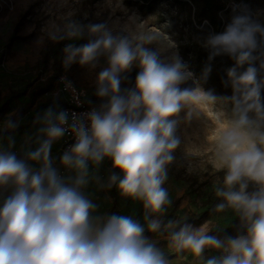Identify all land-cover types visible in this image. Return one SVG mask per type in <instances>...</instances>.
<instances>
[{"label":"clouds","instance_id":"9594fccd","mask_svg":"<svg viewBox=\"0 0 264 264\" xmlns=\"http://www.w3.org/2000/svg\"><path fill=\"white\" fill-rule=\"evenodd\" d=\"M233 12L224 30L204 41L210 62L223 55L234 62L223 81L230 96L202 87L211 63L197 79L178 52L165 57L160 47L152 48L158 37L139 25L119 34L106 22L71 21L63 35L53 25L54 41L88 37L86 43L64 46L65 68L95 69L106 57L95 90L103 102L86 112H69L58 103L38 112L22 157L12 150L20 126L15 114L0 125V264H173L166 250L144 235L146 230L197 264H264V24L246 6ZM133 66L139 69L134 86L122 89L123 74ZM188 81L195 86L182 88ZM61 83L80 105L72 82L61 77ZM200 104L212 105L216 121L225 125L213 157L223 180L215 187L219 202L211 211L231 209L237 215L243 233L234 237L210 234L211 220L197 227L187 217L162 219L172 203L163 185L181 143L179 114L187 109L184 119L199 116L193 106ZM66 135L74 142L59 156V166L68 172L63 175L52 149ZM106 158L121 175L113 173L103 185L89 165L98 167ZM93 182L116 186L122 197L141 202L145 223L97 214L98 205L84 191ZM250 184L254 191H248ZM207 250L214 254L206 257Z\"/></svg>","mask_w":264,"mask_h":264},{"label":"rangeland","instance_id":"374dc122","mask_svg":"<svg viewBox=\"0 0 264 264\" xmlns=\"http://www.w3.org/2000/svg\"><path fill=\"white\" fill-rule=\"evenodd\" d=\"M224 10L218 13L224 28L234 15L233 8L246 6L253 19L264 24V0H218ZM205 0H157L152 9L136 0H0V125L8 118L9 113L15 114L19 120V128L15 132V151L22 157V146L26 135L34 134L36 126L34 117L50 105L60 103L57 96L58 80L62 74L71 78L89 99L98 103L103 102L96 95V78L99 71L107 67L106 57H100L95 69L73 64L65 68L63 64V48L68 43L83 44L87 35L78 41L52 40L50 32L56 28L63 29L71 21L83 25L106 22L114 33L126 34L131 20L158 37L157 44L151 45L164 50L163 55L170 57L178 52L189 65V69L198 79L205 65L211 63L212 71L206 81H201L204 90H214L218 96L232 94L230 87H225L226 70L233 66L230 57L208 60L209 50L204 47V41L213 33L207 11L204 10ZM224 30V29H223ZM138 67L123 74L121 88L134 86ZM193 81L181 85L194 87ZM264 96V93H262ZM200 113L192 119H184L185 112L177 128L181 143L173 153L175 159L168 166V178L163 185L168 191L172 203L162 219L183 220L200 226L211 220L213 231L210 234L236 236L243 233L237 215L231 210L213 214L212 208L219 201L215 197V187L223 180V172L213 166L216 140L224 129V124L216 121L213 106L200 104L193 106ZM218 107V106H217ZM3 146L7 148L6 134ZM34 146V145H33ZM54 149H52V152ZM56 160V158H54ZM191 169V170H190ZM93 171L99 177V183L106 185L113 173L121 175L119 170L112 167L110 159H105ZM96 187L95 196L99 212H115L118 215L132 216L142 225L144 208L141 202L124 198L116 186L112 188ZM249 185L248 191H254ZM89 191L85 194L89 196ZM105 211V210H104ZM208 212L205 219L201 215ZM145 233H149L147 230ZM174 264H197L188 253L181 255L174 249L166 251ZM211 250L205 256H211Z\"/></svg>","mask_w":264,"mask_h":264},{"label":"built area","instance_id":"2783aa9c","mask_svg":"<svg viewBox=\"0 0 264 264\" xmlns=\"http://www.w3.org/2000/svg\"><path fill=\"white\" fill-rule=\"evenodd\" d=\"M61 77H66L67 80L71 81L77 92L80 94V105L73 100V93L70 90H65L63 84L61 83ZM58 92L57 96L61 100L59 106L67 109L69 112H86L91 110L93 107H99L98 103L92 102L87 93L82 90L71 78L67 77L65 74H62L58 80ZM74 142L73 138L70 135H66L61 141L55 143L53 145L54 151L52 152L53 158H56L57 167L60 168V172L63 175H68L67 170L63 169L59 166V156L63 153V151L68 148ZM90 170H94L93 165H89Z\"/></svg>","mask_w":264,"mask_h":264},{"label":"trees","instance_id":"16d2710c","mask_svg":"<svg viewBox=\"0 0 264 264\" xmlns=\"http://www.w3.org/2000/svg\"><path fill=\"white\" fill-rule=\"evenodd\" d=\"M136 1L143 2L148 7V9H152L157 0H136ZM204 10L207 11L208 13L207 19L210 22L213 33L222 32L224 29V24L222 20L219 18L218 13L224 10V6L221 5L218 2V0H205ZM225 57L227 56L223 55V56H218L216 58H225ZM207 215L208 212H204L200 217L201 220L205 219Z\"/></svg>","mask_w":264,"mask_h":264},{"label":"crops","instance_id":"0c3cea01","mask_svg":"<svg viewBox=\"0 0 264 264\" xmlns=\"http://www.w3.org/2000/svg\"><path fill=\"white\" fill-rule=\"evenodd\" d=\"M96 187H98L96 184L91 183V184H90V185L84 190V191H89L88 194H90V198L94 201V203L97 202L96 199H99L98 196H95V195H96V194H95ZM95 198H96V199H95ZM99 209H100V208L98 207V212H97V214H101V215H110V214H112L111 211L106 212L107 209H112V206H110V207L104 209L105 211L102 210L101 212H99ZM117 213H118V212H117ZM117 213L115 212V214H117ZM144 235H145L146 237H148L149 240L156 241L157 246H158L159 248L164 249V250H166V251L168 250V249H167V241H166V239H165L164 237H157L156 235H154V234H152V233H144ZM173 264H174V262H173Z\"/></svg>","mask_w":264,"mask_h":264},{"label":"bare ground","instance_id":"6f19581e","mask_svg":"<svg viewBox=\"0 0 264 264\" xmlns=\"http://www.w3.org/2000/svg\"><path fill=\"white\" fill-rule=\"evenodd\" d=\"M136 25H138V23H136ZM136 27V26H135Z\"/></svg>","mask_w":264,"mask_h":264}]
</instances>
